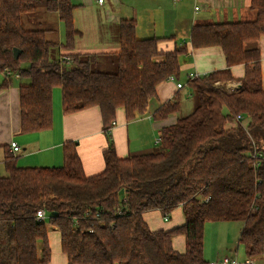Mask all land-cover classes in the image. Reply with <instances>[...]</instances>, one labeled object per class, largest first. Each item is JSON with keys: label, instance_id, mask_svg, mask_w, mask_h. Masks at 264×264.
<instances>
[{"label": "trees", "instance_id": "trees-1", "mask_svg": "<svg viewBox=\"0 0 264 264\" xmlns=\"http://www.w3.org/2000/svg\"><path fill=\"white\" fill-rule=\"evenodd\" d=\"M40 7L64 23L65 50H73L81 35L71 0H0V72L9 69L28 81L20 87L23 134L52 129L53 93L60 89L65 115L99 108L110 136L119 111L127 121L136 120L148 112L161 83L181 77L187 47L160 50L162 39L137 37L133 19L121 21L119 51L107 56L115 73L92 55L54 58L58 45L47 30L24 28V18ZM250 8L252 21L192 28V48H221L227 67L187 79L197 105L163 129L161 151L119 158L109 137L105 169L94 176L85 174L74 142L63 146L61 167H20L16 157H6L0 172V264H50L55 230L67 264H210L204 257L206 226L221 222L242 223L234 259L254 262L263 255L264 83L261 52L248 45L264 36V0H251ZM240 65L241 87L231 91L223 84L235 81L232 68ZM179 111L178 100L167 102L153 117L165 120ZM230 123L236 125L228 128ZM180 208L185 223L173 230L153 231L145 220L153 211L170 219ZM41 209L49 220L37 219ZM177 236L185 239L184 253L174 248Z\"/></svg>", "mask_w": 264, "mask_h": 264}, {"label": "crops", "instance_id": "crops-1", "mask_svg": "<svg viewBox=\"0 0 264 264\" xmlns=\"http://www.w3.org/2000/svg\"><path fill=\"white\" fill-rule=\"evenodd\" d=\"M71 1L77 6L74 12L75 26L81 32L71 51L65 50L64 23L58 15L43 11L49 23L41 29L47 30L48 39L58 45L53 49L54 58L70 54L92 55L101 62V68L109 67L107 56L119 51L120 23L122 20L133 19L137 23V37L162 39L159 43L160 50L169 52L176 46L187 47V56L181 58V77L186 74L187 79L192 74L204 76L227 67L221 48H192L190 36L195 25L252 21L256 18L250 8L251 0H104L102 5L98 0ZM248 47L257 48L261 52L264 83V36ZM1 74L3 73L0 72V172H3L4 161L10 154L18 159L20 167H61L63 146L67 142H74L85 174L98 175L105 169L103 153L110 145L109 137L114 142L119 158L153 153L160 145L157 141L161 138L163 129L175 125L179 117L187 114V102L193 97L192 93L185 94L184 88L177 87V84L182 82L181 77L163 82L158 86L156 97L150 101L148 112L134 121H127L124 111H119L109 136L103 130L99 108L65 115L62 110L61 90L56 89L53 93L52 129L41 133L23 134L20 87L28 81L18 74H13L8 79ZM232 75L235 81L223 85L231 91L238 90L245 75V66L233 67ZM177 100L180 103V111L177 114L165 120L154 119V114L165 103ZM235 125L230 123L228 128ZM13 142L21 149L18 153L11 149ZM161 217L163 218L158 211L145 214V220L153 231H170L185 223L182 209L176 210L169 222H163ZM60 240L58 231L50 233V264H67ZM173 245L179 253L186 250L182 236L175 237Z\"/></svg>", "mask_w": 264, "mask_h": 264}, {"label": "rangeland", "instance_id": "rangeland-1", "mask_svg": "<svg viewBox=\"0 0 264 264\" xmlns=\"http://www.w3.org/2000/svg\"><path fill=\"white\" fill-rule=\"evenodd\" d=\"M43 11H46L45 8L40 7L36 13L26 16L24 18V28L29 30L41 29L43 25L49 23V20L44 15L46 13H44ZM52 55H53V51H52ZM110 67H106L103 69L110 73H115L117 71V68L114 69ZM1 75L3 77V74ZM182 75L183 76L181 77L182 79L181 83L185 85L184 93L185 94L192 93L189 87L186 85V81H187L186 74H182ZM220 85H221L220 83H216V86H220ZM187 105L188 106L185 109V113L187 114H184L183 117L192 113L193 111L192 109H194V106L197 105L196 98L193 96L192 99L187 102ZM161 150L162 147L160 145L155 148V152ZM178 210L181 211V209ZM162 220L164 222L165 218L163 217ZM165 222H169V220ZM241 228H242V223L240 222L208 223L206 226V233H205V254H204L205 259L207 261H217L219 259L222 260L225 257L234 256L235 252L237 251L238 238ZM237 255H238V259L243 260L244 253L242 248L239 249ZM254 262L255 264H264V253L263 255L255 258Z\"/></svg>", "mask_w": 264, "mask_h": 264}, {"label": "built area", "instance_id": "built-area-1", "mask_svg": "<svg viewBox=\"0 0 264 264\" xmlns=\"http://www.w3.org/2000/svg\"><path fill=\"white\" fill-rule=\"evenodd\" d=\"M103 2H104V0H98V3H99L100 5H102ZM198 9H199V8H197V10H198ZM62 59H63V58H62ZM3 75H4V77L9 78V77L12 75V73L10 72L9 69H5L4 72H3ZM198 77H200V76H198V75H193V74H192L189 78H190V79H195V78H198ZM169 80L174 81L175 78H174V77H171ZM177 87H178L179 89H182V88H184V84H182V83H178V84H177ZM237 119L240 120V119H241L240 116H239ZM160 142H161V139H158L157 143H160ZM11 149H12L13 152H15V153H18V152L21 150L20 147H19V145H18L16 142H13V143L11 144ZM37 219H38L39 221H46V220L48 219V216H47L46 212H45L43 209H41V210H39V211L37 212ZM168 220H169V219L166 217V218H165V221H168ZM210 264H255V263L252 262V261H250V260L245 261V263H241V262H239L238 260L234 259L233 257H225V258H223L222 260L212 261V262H210Z\"/></svg>", "mask_w": 264, "mask_h": 264}, {"label": "water", "instance_id": "water-1", "mask_svg": "<svg viewBox=\"0 0 264 264\" xmlns=\"http://www.w3.org/2000/svg\"><path fill=\"white\" fill-rule=\"evenodd\" d=\"M20 53H21L20 50H18V49H15L14 50V57H15V59H18L19 58ZM239 87H241V86H239ZM120 194L123 195L124 194V191H122Z\"/></svg>", "mask_w": 264, "mask_h": 264}]
</instances>
